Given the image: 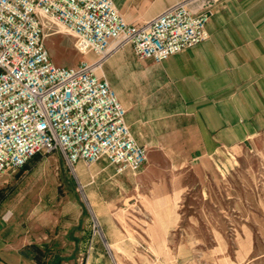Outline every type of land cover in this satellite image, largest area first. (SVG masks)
Instances as JSON below:
<instances>
[{
	"label": "rangeland",
	"instance_id": "obj_1",
	"mask_svg": "<svg viewBox=\"0 0 264 264\" xmlns=\"http://www.w3.org/2000/svg\"><path fill=\"white\" fill-rule=\"evenodd\" d=\"M42 21L54 61L75 66V37ZM172 161L149 155L142 180L100 160L84 180L60 152L38 155L0 174V245L30 241L60 264H264V136L193 168Z\"/></svg>",
	"mask_w": 264,
	"mask_h": 264
},
{
	"label": "built area",
	"instance_id": "obj_2",
	"mask_svg": "<svg viewBox=\"0 0 264 264\" xmlns=\"http://www.w3.org/2000/svg\"><path fill=\"white\" fill-rule=\"evenodd\" d=\"M218 1L181 0L135 25L114 0H0V174L52 152H60L75 175L78 162L103 159L118 174L140 171L147 149L102 74L105 58L113 44H129L141 59L157 62L199 44L208 38ZM43 16L63 24L76 49L96 59L55 64Z\"/></svg>",
	"mask_w": 264,
	"mask_h": 264
},
{
	"label": "crops",
	"instance_id": "obj_3",
	"mask_svg": "<svg viewBox=\"0 0 264 264\" xmlns=\"http://www.w3.org/2000/svg\"><path fill=\"white\" fill-rule=\"evenodd\" d=\"M178 1L114 0L135 25ZM213 9L208 38L199 44L160 62L141 59L129 44H113L103 65L147 158L169 155L178 169L253 148L264 136V0H219ZM82 56L96 59L92 53ZM84 164L77 163L76 176L87 180ZM144 167L123 174L144 180L156 170L153 164ZM26 244L31 243L18 238L2 242L0 264H39L22 255Z\"/></svg>",
	"mask_w": 264,
	"mask_h": 264
},
{
	"label": "trees",
	"instance_id": "obj_4",
	"mask_svg": "<svg viewBox=\"0 0 264 264\" xmlns=\"http://www.w3.org/2000/svg\"><path fill=\"white\" fill-rule=\"evenodd\" d=\"M29 167V163L24 167L27 169ZM22 255H24L27 258L33 257L39 264H43L46 258V252L43 250L39 245L37 244H30L26 246L21 251ZM61 257L54 256V258L49 261V264H60L61 263Z\"/></svg>",
	"mask_w": 264,
	"mask_h": 264
},
{
	"label": "bare ground",
	"instance_id": "obj_5",
	"mask_svg": "<svg viewBox=\"0 0 264 264\" xmlns=\"http://www.w3.org/2000/svg\"><path fill=\"white\" fill-rule=\"evenodd\" d=\"M45 36H47V35H45Z\"/></svg>",
	"mask_w": 264,
	"mask_h": 264
}]
</instances>
